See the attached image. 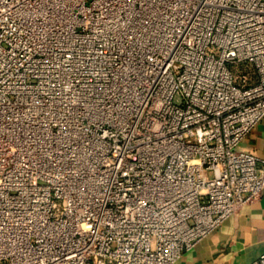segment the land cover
I'll use <instances>...</instances> for the list:
<instances>
[{
  "label": "built area",
  "instance_id": "2783aa9c",
  "mask_svg": "<svg viewBox=\"0 0 264 264\" xmlns=\"http://www.w3.org/2000/svg\"><path fill=\"white\" fill-rule=\"evenodd\" d=\"M262 118L264 0H0V264H175Z\"/></svg>",
  "mask_w": 264,
  "mask_h": 264
},
{
  "label": "crops",
  "instance_id": "0c3cea01",
  "mask_svg": "<svg viewBox=\"0 0 264 264\" xmlns=\"http://www.w3.org/2000/svg\"><path fill=\"white\" fill-rule=\"evenodd\" d=\"M242 148L264 157V118L242 138ZM264 250V187L222 223L183 252L175 264H247Z\"/></svg>",
  "mask_w": 264,
  "mask_h": 264
}]
</instances>
